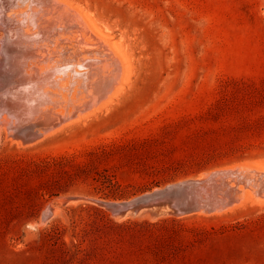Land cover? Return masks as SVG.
Wrapping results in <instances>:
<instances>
[{
  "label": "rangeland",
  "instance_id": "obj_1",
  "mask_svg": "<svg viewBox=\"0 0 264 264\" xmlns=\"http://www.w3.org/2000/svg\"><path fill=\"white\" fill-rule=\"evenodd\" d=\"M70 1L130 79L103 115L37 144L0 132V264H264V203L224 212L207 192L264 161V0ZM189 182L212 206L110 207Z\"/></svg>",
  "mask_w": 264,
  "mask_h": 264
},
{
  "label": "bare ground",
  "instance_id": "obj_2",
  "mask_svg": "<svg viewBox=\"0 0 264 264\" xmlns=\"http://www.w3.org/2000/svg\"><path fill=\"white\" fill-rule=\"evenodd\" d=\"M0 31V132L17 147L103 115L129 82L126 59L109 33L70 0H0ZM209 180L207 192L224 212L264 203V161L219 170ZM198 184L171 185L140 199L170 193L178 212L200 211L212 205H203L211 197L199 201L206 192ZM170 214L162 209L148 216Z\"/></svg>",
  "mask_w": 264,
  "mask_h": 264
},
{
  "label": "water",
  "instance_id": "obj_3",
  "mask_svg": "<svg viewBox=\"0 0 264 264\" xmlns=\"http://www.w3.org/2000/svg\"><path fill=\"white\" fill-rule=\"evenodd\" d=\"M175 196L168 194L158 195L155 197H146L137 203L122 206H110L120 214H125L129 210H139L141 207L149 209L151 214H158L162 209H168L171 213H177L178 211L174 207Z\"/></svg>",
  "mask_w": 264,
  "mask_h": 264
}]
</instances>
